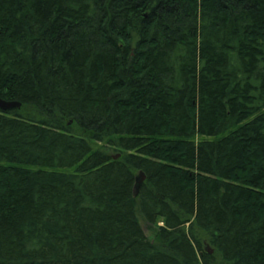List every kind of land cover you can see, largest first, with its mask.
Segmentation results:
<instances>
[{"label":"trees","instance_id":"obj_1","mask_svg":"<svg viewBox=\"0 0 264 264\" xmlns=\"http://www.w3.org/2000/svg\"><path fill=\"white\" fill-rule=\"evenodd\" d=\"M0 98V264H264V0H0Z\"/></svg>","mask_w":264,"mask_h":264},{"label":"water","instance_id":"obj_2","mask_svg":"<svg viewBox=\"0 0 264 264\" xmlns=\"http://www.w3.org/2000/svg\"><path fill=\"white\" fill-rule=\"evenodd\" d=\"M21 104L17 102H8L0 98V110L2 111H9L13 108H20ZM209 251V248L207 249ZM209 252L212 253L210 250Z\"/></svg>","mask_w":264,"mask_h":264},{"label":"rangeland","instance_id":"obj_3","mask_svg":"<svg viewBox=\"0 0 264 264\" xmlns=\"http://www.w3.org/2000/svg\"><path fill=\"white\" fill-rule=\"evenodd\" d=\"M141 224H142V227H143V230L145 232V234L151 238V239H154L155 238V228L153 226H150L144 219H142L141 217ZM209 248V251L211 250L209 246H207V249ZM212 251V250H211Z\"/></svg>","mask_w":264,"mask_h":264}]
</instances>
